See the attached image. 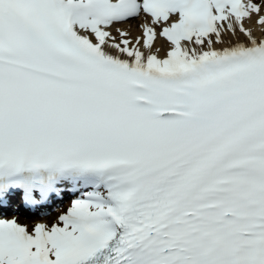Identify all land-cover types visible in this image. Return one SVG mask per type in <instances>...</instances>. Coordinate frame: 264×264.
<instances>
[{"label":"snow or ice","instance_id":"snow-or-ice-1","mask_svg":"<svg viewBox=\"0 0 264 264\" xmlns=\"http://www.w3.org/2000/svg\"><path fill=\"white\" fill-rule=\"evenodd\" d=\"M0 264H264V0H0Z\"/></svg>","mask_w":264,"mask_h":264},{"label":"bare ground","instance_id":"bare-ground-1","mask_svg":"<svg viewBox=\"0 0 264 264\" xmlns=\"http://www.w3.org/2000/svg\"><path fill=\"white\" fill-rule=\"evenodd\" d=\"M141 21L140 20H132L129 22V24L123 25L124 28L129 29L131 31V34L133 37L139 35V30L136 27V25H138ZM256 34L257 36L260 35L259 30H256ZM227 46V45H225ZM157 47H160L159 44H157ZM166 49L162 48L161 52L159 53L160 56H163L165 54ZM57 217V213H53L51 216L48 217H39L35 214H31L30 212H25L24 214L22 213V215H19V219L21 221L27 222V223H31L34 222L35 220H54Z\"/></svg>","mask_w":264,"mask_h":264}]
</instances>
